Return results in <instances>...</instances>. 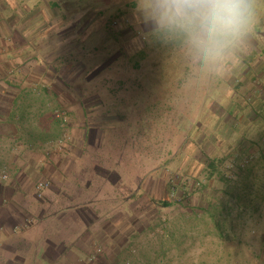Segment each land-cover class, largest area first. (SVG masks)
I'll list each match as a JSON object with an SVG mask.
<instances>
[{"label":"crops","instance_id":"obj_1","mask_svg":"<svg viewBox=\"0 0 264 264\" xmlns=\"http://www.w3.org/2000/svg\"><path fill=\"white\" fill-rule=\"evenodd\" d=\"M26 3L23 36L17 37L14 25L4 26L5 31L0 26V264H55L57 257L47 254L64 255L69 248L89 258L72 264H95L90 261L95 244L91 223H120L131 213L139 217L152 194L158 201L159 179L151 178L156 169L150 168L143 179L135 171L133 140L141 118L127 110L135 111L143 100L166 105L175 93L184 95L181 102L187 108L195 102L194 94L196 108L204 113L215 103L224 110L219 99H211V105L206 96H230L238 89L249 98L263 95L255 97L262 103L249 106L252 117L240 120L262 127L257 137L254 132L242 141L249 143V214L235 215L238 223L228 236L219 226L207 231L221 242L231 236L233 249L214 250L206 263L264 264V25H254L239 66L217 74L191 63L178 38L158 18L155 0H109L104 6L94 0L85 6L77 0ZM93 10L107 16L105 23L112 21L86 33L93 26L76 25L77 13ZM99 40L102 68L84 73V97L78 86L69 84L83 73L69 67L76 73L68 78L62 62L72 65L79 49L87 56V46ZM63 44H69L64 52ZM122 62L128 68H121ZM148 90L155 99H147ZM108 101L131 103L116 113ZM213 116L221 124V115ZM40 183L47 187L38 190ZM101 229L105 243L109 230ZM190 234L182 235L189 240Z\"/></svg>","mask_w":264,"mask_h":264},{"label":"rangeland","instance_id":"obj_2","mask_svg":"<svg viewBox=\"0 0 264 264\" xmlns=\"http://www.w3.org/2000/svg\"><path fill=\"white\" fill-rule=\"evenodd\" d=\"M77 1H80L79 6H85L91 0ZM108 1L94 0V3H101L95 5L104 6L102 4ZM253 2L256 18L263 17L258 24L254 25H264V0H253ZM28 10L26 0H0L1 28L4 29L7 25L9 29H12L10 25H14L17 37L23 36L22 25H27L28 18L25 12ZM86 18L88 27L93 26L92 29L86 30V33H91L97 25H110L112 21L109 19L105 23L107 16L101 10L88 12ZM44 24L43 21L41 25ZM78 26L82 28L84 25ZM9 36L12 38V34ZM98 42L93 46H87V56L85 51L80 54L79 49V54H76V57L72 56V60L82 61L87 67L93 64L99 67L104 49L101 47L100 40ZM89 50H91L90 53ZM62 65L68 78L70 75H75L76 70L69 69L73 67L69 60L63 61ZM120 65L121 68H128L127 63L122 62ZM85 75L78 74L72 83H69L78 86L84 97V88L87 84ZM150 79L155 81L154 78ZM93 86L98 88L96 84ZM151 92L148 90L146 97L153 100L155 95H149ZM183 96L175 93L173 101L171 97H168L169 101L166 105L160 103L152 105L149 101L143 100L135 111L127 110L129 108L126 107L130 115L139 114L138 117L141 118L133 140L137 150V161H133L135 171L136 173L140 171L143 179L145 172L150 168L156 169L151 174V178L159 179V188L155 194L158 199L168 197L172 205L162 206L152 198L154 196L152 194V197L148 196L152 199L149 198L147 204L142 206L145 214L139 217H134L133 213L122 216L127 221L117 223V219L114 221L111 219L112 222L100 223L94 221L99 214H90L95 222L91 223L90 235L94 237L95 242L90 256L91 263L210 264L206 262L212 261L214 250L231 251L233 249L231 236L225 240L226 242H221L215 233L208 234L207 231L219 226V229L225 231L228 236L231 234L230 230L233 231L238 223L235 221V215L249 214V143L242 141H249V134L254 132L257 137L262 133V127L241 124L243 121L240 120H249V117H252V114L249 115L251 111L249 106H253L255 101L262 103L261 99L255 100V97L263 95L249 98V94H242L240 89L230 96L210 94L206 96L207 102L211 104L210 100L217 98L224 110L217 107L218 104L215 103L216 107L210 109L211 111L207 109L205 113L204 110L196 108L198 95L193 94L195 102L189 104V108L186 103L181 102ZM128 103L131 102L125 103L126 106ZM231 103H235L237 107H232ZM125 104L120 105L117 101L107 102L111 110H116V113H122ZM213 112L221 115L223 120L221 124H219L220 119L217 120L213 116ZM253 113H256L257 117L262 116L261 110L253 109ZM127 146L125 150L132 148ZM138 174L135 177H138ZM128 183L129 181L126 182ZM142 195L144 199V192ZM126 211L130 213L128 208ZM103 226L108 228L110 236L109 241L104 240L105 243L101 237ZM185 232L191 233L189 240L183 237L182 234ZM70 250L69 248L66 251L65 256L58 253L47 255L57 257L55 264H72L76 260L79 262V260L89 259L81 254L78 256ZM247 255L249 257V254Z\"/></svg>","mask_w":264,"mask_h":264},{"label":"clouds","instance_id":"obj_3","mask_svg":"<svg viewBox=\"0 0 264 264\" xmlns=\"http://www.w3.org/2000/svg\"><path fill=\"white\" fill-rule=\"evenodd\" d=\"M154 7L193 65L217 74L239 66L256 22L253 0H155Z\"/></svg>","mask_w":264,"mask_h":264},{"label":"trees","instance_id":"obj_4","mask_svg":"<svg viewBox=\"0 0 264 264\" xmlns=\"http://www.w3.org/2000/svg\"><path fill=\"white\" fill-rule=\"evenodd\" d=\"M80 2V1H79ZM78 15V22L76 23L77 25H87V18H86V15H87V12H79L77 13ZM36 16V15H35ZM70 16V15H69ZM37 19V18H36ZM46 25V24H45ZM61 25H64V23L62 22ZM64 32V31H63ZM85 33V30H79V34L81 37H79V42H81V39L83 38V34ZM63 52L65 50H68L69 48V44H63ZM73 67L72 68H76L78 72L80 73H88L89 71H91L93 68L94 70L96 69H101L102 68V62L100 64L99 67H96L95 64L87 67L86 64L82 63V61H76L75 63L72 64ZM81 65V66H80ZM236 161V160H235ZM213 166H214V163H213ZM158 202L160 204H162V206H165V207H168L170 205H172V203L170 201H168V197H165V198H161V199H158Z\"/></svg>","mask_w":264,"mask_h":264},{"label":"built area","instance_id":"obj_5","mask_svg":"<svg viewBox=\"0 0 264 264\" xmlns=\"http://www.w3.org/2000/svg\"><path fill=\"white\" fill-rule=\"evenodd\" d=\"M59 116H61L62 114H58ZM62 118H64L65 120V122H66V117L64 116V115H62ZM4 178H7V176L6 175H4L3 176ZM45 187H47V184H45V183H40L39 185H38V190H41V189H44Z\"/></svg>","mask_w":264,"mask_h":264}]
</instances>
